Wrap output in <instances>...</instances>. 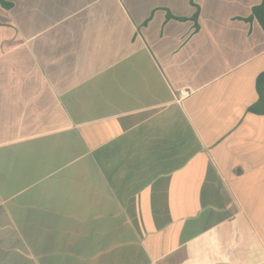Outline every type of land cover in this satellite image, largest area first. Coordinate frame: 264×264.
<instances>
[{
    "label": "crops",
    "instance_id": "obj_1",
    "mask_svg": "<svg viewBox=\"0 0 264 264\" xmlns=\"http://www.w3.org/2000/svg\"><path fill=\"white\" fill-rule=\"evenodd\" d=\"M0 0V264H264L262 0Z\"/></svg>",
    "mask_w": 264,
    "mask_h": 264
},
{
    "label": "trees",
    "instance_id": "obj_2",
    "mask_svg": "<svg viewBox=\"0 0 264 264\" xmlns=\"http://www.w3.org/2000/svg\"><path fill=\"white\" fill-rule=\"evenodd\" d=\"M4 5H7L4 0H1ZM252 19L256 20L264 30V0L262 3L253 9ZM259 94L258 102L252 107L251 112L256 114H264V73L259 77L257 82Z\"/></svg>",
    "mask_w": 264,
    "mask_h": 264
}]
</instances>
